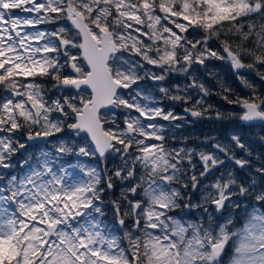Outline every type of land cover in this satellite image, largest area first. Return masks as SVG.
<instances>
[{
	"label": "snow or ice",
	"instance_id": "6c2138e0",
	"mask_svg": "<svg viewBox=\"0 0 264 264\" xmlns=\"http://www.w3.org/2000/svg\"><path fill=\"white\" fill-rule=\"evenodd\" d=\"M40 24L53 30H31ZM211 58L230 61L237 73L257 70L264 81L258 71L264 68V0H0V264H221L230 241L236 243L229 264H264V213L254 207L243 227L231 231V216L215 228L209 211V205L217 212L230 203L238 208L234 195L264 202V188L251 181L234 193L232 171L208 185L201 181L225 160L241 168L248 162L219 143L212 151L168 147L159 121L172 127L184 117L159 106L155 89L139 86L146 77L162 84L169 73H187ZM239 79L251 94L223 98L240 108V121L264 122V96ZM82 85L91 88L90 98L79 95ZM172 87L184 94L160 86L161 98L188 103L190 90L210 94L194 78L184 89ZM53 89L60 95L50 96ZM203 97L185 113L204 116L213 106L204 107ZM109 106L125 111L123 127L114 119L105 127L100 109ZM215 118L225 116L217 111ZM65 130L67 140L57 136ZM81 133L82 146L75 139ZM231 139L244 147L237 136ZM28 141L51 148L14 163ZM115 181L128 186L106 204L102 194ZM198 188L205 194L193 204L184 192ZM182 201L185 209L202 208L201 219L171 214Z\"/></svg>",
	"mask_w": 264,
	"mask_h": 264
},
{
	"label": "trees",
	"instance_id": "16d2710c",
	"mask_svg": "<svg viewBox=\"0 0 264 264\" xmlns=\"http://www.w3.org/2000/svg\"><path fill=\"white\" fill-rule=\"evenodd\" d=\"M23 13H21L22 15ZM43 28L48 30H53V27L48 24H40ZM203 35V33H201ZM193 39V37H189ZM200 37H195L199 39ZM223 34H221V39H223ZM147 40V37H144ZM217 45H219V40H214L210 47L216 50ZM223 54V53H221ZM245 63H250L249 60H245ZM157 75H160V71L152 66L146 65ZM259 72L264 73V68H259ZM140 75H144L143 72ZM237 76H243L249 83L253 84L258 93L264 96V81L260 79L257 75V70H239L233 71L229 65V61L211 58L205 61V64L194 65L189 72H171L166 77V82L162 84L160 82L153 81L149 78L139 82V86L144 88L146 91H153V95L159 101V106L165 108V110H171L174 114L178 116H183L184 119L172 122L173 126L169 127V123L166 121H159V123L164 125L163 134L166 137L165 143L170 148L187 147L195 148L197 151L201 149L205 151H212L213 144L219 143L222 146H227L229 151V156H234L235 159L247 161V166L241 168L236 165L234 160H225V164L222 168H218L213 175L208 176L206 179L201 178L202 186L213 183L216 177L220 176L223 172L225 173V178H227V171H232L234 177L237 180V187H234L232 191L238 193L239 184L247 185L248 182L255 181L257 188H264V174L257 171L259 168H264V124L255 123H243L238 119L240 114V108L228 102V100L235 101L237 97H247L251 94V90L246 88L243 84L238 81ZM193 78L199 84H203L205 88L209 89L210 94L207 97H203V94L198 90H190L189 94L192 95L193 99L188 103L182 101H174L168 99L167 97L161 98V94L158 92L160 86L169 87L171 89L170 94H180L183 95L184 92L180 91L177 93L176 89L172 86H179L180 89L188 84L192 83ZM54 81H49L47 87L51 88ZM231 89V92H224V89ZM75 92V90H73ZM49 95L55 98L60 95L59 90L53 89L49 92ZM80 96L87 99L89 93L86 90H82L79 93ZM227 95L228 100L223 97ZM205 101L204 107L212 105L213 107L209 109L202 117H192L190 113H185L184 109L186 107L190 108L196 99L202 98ZM219 111L224 114L225 118L216 119V112ZM229 113H234V116H229ZM125 111L117 108L116 111L102 110L100 111L101 117L108 121L105 127H109L110 121L114 119L117 124L123 127V119L125 116ZM135 115V113H133ZM72 121L70 120L69 123ZM179 124L180 127L176 128L174 125ZM66 128V126H65ZM237 136L241 144L244 145L243 148L239 147L235 141L231 139L232 136ZM58 137L62 139H69V133L65 130L63 136L57 134ZM78 143H81L85 139V135L81 134L79 137L75 138ZM26 137L21 138V142H25ZM50 149L51 144H43L42 142L28 141L26 143L25 149L21 150L16 154L14 158V163L20 159L27 158L29 154L35 158V154L40 149ZM220 158L225 159L224 153H220ZM73 160H69V163H75ZM88 164H95L96 158H87ZM199 157H194L193 162H198ZM118 162V161H117ZM113 161L109 159V167H112ZM185 166L187 167V162L185 161ZM20 170V166L17 163L16 171ZM114 170V169H113ZM202 170V165L197 163L198 175L199 171ZM10 174L12 170H9ZM115 187L111 190L106 191L102 194V198L107 204L109 200H115L120 197L121 187H127L126 182L115 181ZM207 191L211 192L212 189L209 188ZM205 193L198 188L195 191L184 192L186 198H190L193 204L201 203V196ZM256 194H259L258 192ZM231 202L238 204V208L231 207V203L227 205L222 211L217 212L214 206L209 205V211L213 215V227L218 228L219 224L224 223L226 219L231 216L235 227L229 225L231 231H235L236 228H242L248 214L251 213L252 209L258 208L261 213H264V202L256 201L254 195L240 196L234 195L231 198ZM203 209L196 208H183V201L181 202V208L173 209L172 213L177 218L181 220H195L201 219V212ZM107 221L109 224H113V218L111 216V210L106 208ZM207 219V216H204ZM118 227V226H117ZM117 235L123 236V231L116 232ZM126 243V242H125ZM236 241H230L226 246L225 252L223 254L221 264H229V261L234 254V246Z\"/></svg>",
	"mask_w": 264,
	"mask_h": 264
},
{
	"label": "water",
	"instance_id": "95a60500",
	"mask_svg": "<svg viewBox=\"0 0 264 264\" xmlns=\"http://www.w3.org/2000/svg\"><path fill=\"white\" fill-rule=\"evenodd\" d=\"M229 65L231 66L230 61H229ZM231 68H232V66H231ZM232 70H233L234 72L236 71V70H234L233 68H232ZM240 70H247V69H240ZM237 79H238V81L241 83V81H240V79H239L238 76H237ZM241 84H242V83H241ZM242 86H243V84H242ZM81 88H82V90H86V91L89 93L88 98H90V97H91V88H89L87 85H82ZM75 91H76V90H75ZM88 98H87V99H88ZM102 110L116 111L117 108H113V107L109 106V107H104V108H101V109H100V111H102ZM72 122H74V121H72ZM241 122H242V121H241ZM243 123L264 124V122H260V121H256V122H243ZM81 134H84L85 137H86V134H85V133H81Z\"/></svg>",
	"mask_w": 264,
	"mask_h": 264
},
{
	"label": "rangeland",
	"instance_id": "374dc122",
	"mask_svg": "<svg viewBox=\"0 0 264 264\" xmlns=\"http://www.w3.org/2000/svg\"><path fill=\"white\" fill-rule=\"evenodd\" d=\"M23 15V14H22ZM31 30H41V31H43V30H47V31H52V30H48V29H46V28H43L41 25H36L35 26V29H31ZM80 160H81V162L82 163H86V164H88V160H87V158H84V157H81V158H79ZM89 159V158H88ZM73 162H75V160H73Z\"/></svg>",
	"mask_w": 264,
	"mask_h": 264
}]
</instances>
